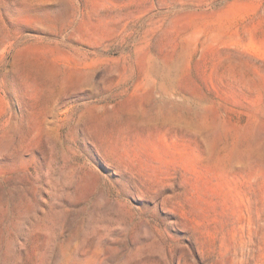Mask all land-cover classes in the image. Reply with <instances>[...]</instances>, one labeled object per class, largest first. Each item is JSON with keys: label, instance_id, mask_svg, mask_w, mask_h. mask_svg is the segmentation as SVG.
Returning <instances> with one entry per match:
<instances>
[{"label": "rangeland", "instance_id": "374dc122", "mask_svg": "<svg viewBox=\"0 0 264 264\" xmlns=\"http://www.w3.org/2000/svg\"><path fill=\"white\" fill-rule=\"evenodd\" d=\"M0 264H264V0H0Z\"/></svg>", "mask_w": 264, "mask_h": 264}]
</instances>
